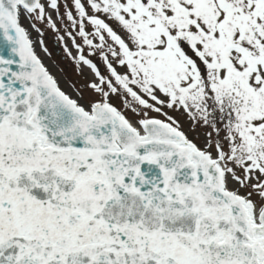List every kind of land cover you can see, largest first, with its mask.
Returning a JSON list of instances; mask_svg holds the SVG:
<instances>
[{
  "label": "snow or ice",
  "instance_id": "obj_1",
  "mask_svg": "<svg viewBox=\"0 0 264 264\" xmlns=\"http://www.w3.org/2000/svg\"><path fill=\"white\" fill-rule=\"evenodd\" d=\"M0 264H264V0H0Z\"/></svg>",
  "mask_w": 264,
  "mask_h": 264
},
{
  "label": "rangeland",
  "instance_id": "obj_2",
  "mask_svg": "<svg viewBox=\"0 0 264 264\" xmlns=\"http://www.w3.org/2000/svg\"><path fill=\"white\" fill-rule=\"evenodd\" d=\"M48 42H49L50 47L53 48L54 56H59V55H60L59 47L56 46V45L53 43V39H52L51 34H49V36H48Z\"/></svg>",
  "mask_w": 264,
  "mask_h": 264
}]
</instances>
